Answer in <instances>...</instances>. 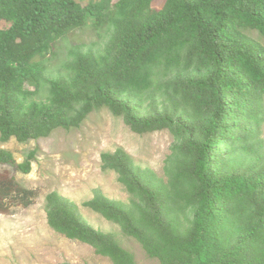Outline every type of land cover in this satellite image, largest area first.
Returning <instances> with one entry per match:
<instances>
[{
	"label": "trees",
	"instance_id": "1",
	"mask_svg": "<svg viewBox=\"0 0 264 264\" xmlns=\"http://www.w3.org/2000/svg\"><path fill=\"white\" fill-rule=\"evenodd\" d=\"M0 0V141L18 143L79 128L107 109L138 135L173 139L165 179L121 148L100 155L129 196L95 190L82 206L115 224L159 264H264V0ZM101 49L57 42L88 27ZM35 152L0 167L28 174ZM36 192L0 171V214L27 208ZM47 226L112 264H135L78 206L45 196Z\"/></svg>",
	"mask_w": 264,
	"mask_h": 264
},
{
	"label": "rangeland",
	"instance_id": "2",
	"mask_svg": "<svg viewBox=\"0 0 264 264\" xmlns=\"http://www.w3.org/2000/svg\"><path fill=\"white\" fill-rule=\"evenodd\" d=\"M164 0H155L154 9H160ZM0 26L3 23L0 22ZM56 43L53 57L47 54V67L51 72L61 69L68 57V47L85 44L93 50L101 49L105 39L99 38L90 26ZM244 33L264 47V36L254 30ZM264 141V123L261 127ZM173 139L166 131L144 135L133 133L121 118L114 117L105 108L90 113L79 128L57 129L48 137L18 143L15 139L0 141V149L9 151L16 163L34 151L35 158L28 174L0 167L7 171L25 189L34 190V203L27 207H14L8 214H0V264H112L108 258L96 255L85 244L70 241L52 231L46 224L45 196L56 192L74 202L90 226L114 236L119 245L132 254L135 264H159L149 258L141 246L124 236L118 226L105 221L82 204L98 190L105 197L127 203L128 194L111 171H101L100 155L121 148L135 165L152 170L165 179L164 168L170 155Z\"/></svg>",
	"mask_w": 264,
	"mask_h": 264
}]
</instances>
